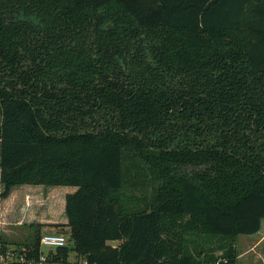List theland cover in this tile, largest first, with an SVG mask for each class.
<instances>
[{"label":"trees","instance_id":"trees-1","mask_svg":"<svg viewBox=\"0 0 264 264\" xmlns=\"http://www.w3.org/2000/svg\"><path fill=\"white\" fill-rule=\"evenodd\" d=\"M0 184L76 187L66 244L0 254L233 262L264 217V0H0Z\"/></svg>","mask_w":264,"mask_h":264},{"label":"rangeland","instance_id":"rangeland-1","mask_svg":"<svg viewBox=\"0 0 264 264\" xmlns=\"http://www.w3.org/2000/svg\"><path fill=\"white\" fill-rule=\"evenodd\" d=\"M35 196L32 194L24 195L22 194V189L20 187H16L15 190V200L18 201L17 209H16V218L12 220V222L7 224V227L10 228L8 230V237L10 236L14 240H25L33 237V233L35 232L34 227L29 226L28 221H38L41 215L46 217L47 214L57 217V215H64V209L61 211L60 201L62 198V191H65L66 185H36ZM128 189V186H126ZM1 189V186H0ZM61 190V191H59ZM129 192V190L127 191ZM136 192V191H135ZM137 191V194L140 192ZM31 193V192H30ZM23 195V196H22ZM29 200L31 201H27ZM22 200V202H20ZM27 202V203H26ZM22 205V206H21ZM61 212V213H60ZM19 220L18 222H15ZM56 224H61V222L50 223L47 228H41V234L47 231L50 232H59L62 233L66 240L68 239V228L66 226H57ZM259 232L251 235L239 234L236 237V247H237V256L233 262H226L224 258L221 257V250H214L210 253L213 257L210 262H204L203 264H264V235L261 234L264 232V217L261 219ZM5 235V234H4ZM68 242V241H67ZM11 245V242L8 241ZM17 243V242H16ZM109 243L117 244V241L112 240ZM15 244V243H14ZM13 244V245H14ZM11 245V246H13ZM208 246H212L210 244H204L203 248L207 251ZM42 251H47L49 246L42 245ZM191 249V247L189 248ZM203 251L197 257L199 260H204ZM69 258L71 260H75L76 257L73 253H70Z\"/></svg>","mask_w":264,"mask_h":264},{"label":"crops","instance_id":"crops-1","mask_svg":"<svg viewBox=\"0 0 264 264\" xmlns=\"http://www.w3.org/2000/svg\"><path fill=\"white\" fill-rule=\"evenodd\" d=\"M36 185H41V184H20V185H16V186L11 188V190L8 193L7 196H5V197L0 199V235L7 242L8 241L11 242V245H13L14 243L16 244V242H23L24 241V240H14L10 236L8 237V230L10 228L7 227V224L12 222V220L16 218V212L15 211L17 209L16 206H17V203H18V201L15 200L16 187H20L22 189V192H23L22 194H24V195H28L29 196L30 194H32V196H35L34 194H35V192L37 190V189H35V187H37ZM0 186H1V184H0ZM65 187H66L65 191L61 192V194H62V198H61V201H60L61 202L60 203L61 211H62V209H64L65 194L73 192L76 189L75 186H70V185H66ZM59 191H61V190H59ZM27 201H31V200H29V198H28ZM20 202H22V200ZM21 204H23V202ZM63 213H64V211H63ZM18 221L19 220L15 221V222H18ZM66 221H67V217H66L65 214L62 215V216L59 214V215H57V217L47 214L46 217H43L41 215V217H39L38 221H28V224H29V226H32L34 228H36L35 225L37 223L46 224V225H43L41 227V228L45 229L48 226L47 224L57 223V222L65 223ZM257 232H259V230L256 231L255 233H257ZM255 233H253V234H255ZM249 235H251V234H249ZM263 235H264V232L261 234V236H263Z\"/></svg>","mask_w":264,"mask_h":264},{"label":"built area","instance_id":"built-area-1","mask_svg":"<svg viewBox=\"0 0 264 264\" xmlns=\"http://www.w3.org/2000/svg\"><path fill=\"white\" fill-rule=\"evenodd\" d=\"M39 242L40 246L46 245L51 249L66 244L67 240L62 233L47 231L41 234ZM46 257L44 252H40L38 259H27L25 254L17 255L12 250H7L5 254H0V264H46Z\"/></svg>","mask_w":264,"mask_h":264}]
</instances>
